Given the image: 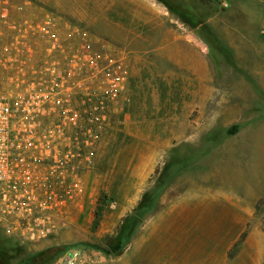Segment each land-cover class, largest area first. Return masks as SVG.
Instances as JSON below:
<instances>
[{"label":"rangeland","instance_id":"rangeland-1","mask_svg":"<svg viewBox=\"0 0 264 264\" xmlns=\"http://www.w3.org/2000/svg\"><path fill=\"white\" fill-rule=\"evenodd\" d=\"M152 1L190 44L179 45L207 58V83L177 63L174 48L100 39L70 15L31 0L30 12L59 31L79 29L66 51L71 74L88 75L80 93L98 92L102 107L94 117L107 129L83 154L80 144L70 147L68 130L55 126L59 145L69 148L47 168L46 201L42 188L33 189L39 211L15 225L33 231L0 226V263L179 264L188 249L203 245L188 263L221 264L219 245L232 239L233 255L245 232L264 234V0ZM52 94L47 114L56 111ZM221 212L245 218L240 235H227L235 219H220ZM158 224L164 226L155 240L163 245L156 253ZM176 244L185 245L173 251Z\"/></svg>","mask_w":264,"mask_h":264},{"label":"built area","instance_id":"built-area-1","mask_svg":"<svg viewBox=\"0 0 264 264\" xmlns=\"http://www.w3.org/2000/svg\"><path fill=\"white\" fill-rule=\"evenodd\" d=\"M8 1L0 0V226L8 233L25 235L34 227L15 225L39 211L33 208V189L42 188L45 200L47 168L54 165L53 156L69 148L59 145L55 126L62 124L68 130L72 150L79 144L83 154L86 147L94 148V129L90 124L80 125L83 113L93 120V103L84 100L83 112L77 103L80 96L94 102L95 89L81 94L78 83L88 75L81 76L79 70L71 74L73 57L66 51L79 29L72 26L71 33L65 28L59 31L30 12L31 0ZM57 34L63 36L56 40ZM52 93L57 94L56 111L47 114L53 106ZM38 203L40 208L44 201Z\"/></svg>","mask_w":264,"mask_h":264},{"label":"crops","instance_id":"crops-1","mask_svg":"<svg viewBox=\"0 0 264 264\" xmlns=\"http://www.w3.org/2000/svg\"><path fill=\"white\" fill-rule=\"evenodd\" d=\"M46 6H50L55 11L70 15L78 22L84 23L86 26L93 29V33L100 39L110 41L122 46L139 45L148 43L151 45L150 49H155L157 52L167 50L168 46L174 48L171 50V54L177 60V63L184 68L195 69L199 76H203V80L207 83V70L208 61L207 58L202 55L198 50L194 51L187 46L182 47L179 44L187 43L181 40L176 35V29L174 26H169L160 19L159 9L155 2L152 0H40ZM151 30V31H150ZM155 30V34H149L147 31ZM264 38V37H263ZM179 45V46H177ZM188 47L190 46L187 43ZM264 76V71L260 73ZM194 198H197L196 196ZM193 198V199H194ZM188 199L183 205L189 204ZM200 200V198H199ZM192 201V200H191ZM233 204V201L231 202ZM181 205V206H183ZM172 211L167 214H163V219L170 215ZM235 219V223L232 222L229 233L227 235H233L237 237L241 234L240 214L236 213H220V219ZM243 223L242 225H244ZM229 225V224H227ZM246 225V224H245ZM161 226L164 224H158L155 226L153 233V247L152 252L157 248L156 253L161 249L159 245H163V242L155 240L158 233H161ZM153 228V229H154ZM156 230H158L156 232ZM157 233V234H156ZM235 239V238H234ZM225 241V246L219 249L221 250V264H264V234L257 231L246 232V237L243 240V249L237 254L229 255L230 242ZM239 241V239H238ZM237 241V242H238ZM183 243V240L180 241ZM241 243V244H242ZM240 244V245H241ZM185 244H176L175 247H171L173 251L177 250L176 247ZM201 247L203 245H197L188 249L190 251L185 252L186 258L184 262L179 264H216V263H188L194 252V248ZM225 252V253H224ZM161 264V263H152Z\"/></svg>","mask_w":264,"mask_h":264},{"label":"trees","instance_id":"trees-1","mask_svg":"<svg viewBox=\"0 0 264 264\" xmlns=\"http://www.w3.org/2000/svg\"><path fill=\"white\" fill-rule=\"evenodd\" d=\"M97 93L98 92H96L95 91V94H94V97H93V101L94 102H90V97H84V96H80V99H79V102L77 103V109H79L81 112H83L84 111V109H86V104H83V101L84 100H86V101H88L87 102V104L88 105H90L91 103H93V106H94V108L96 107V106H100V107H102V105H101V101L102 100H98V102H97V98L98 99H101L100 97H96L97 96ZM82 116L84 117V118H81L80 119V125L81 126H83L84 127V125L86 124V125H89L90 124V127H92L93 129H94V136H95V139H96V136H98L99 134H101L102 133V130H106L107 129V124H105V122H99L98 120H95V117L93 118V120L92 121H90V120H87L86 118V115H84V113L82 114ZM103 121V120H102ZM100 218H101V214L100 213H98L97 214V222H99L100 221ZM245 237H246V232L242 235V237H241V239H240V241H239V245L243 242V240L245 239ZM121 241V239L120 238H118V240H117V242H120ZM119 250V247L117 248V247H115V249L113 250V251H110V253H114V252H117ZM0 264H7V263H0Z\"/></svg>","mask_w":264,"mask_h":264}]
</instances>
